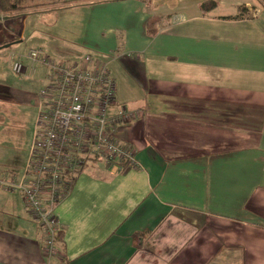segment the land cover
Masks as SVG:
<instances>
[{
    "label": "crops",
    "instance_id": "1",
    "mask_svg": "<svg viewBox=\"0 0 264 264\" xmlns=\"http://www.w3.org/2000/svg\"><path fill=\"white\" fill-rule=\"evenodd\" d=\"M184 1L174 12L163 0H65L35 12L82 16L79 47L121 58L111 74L131 88L118 85L117 103L145 113L121 130L140 169L91 161L56 208L52 264H264V11L247 1L235 3L243 16L211 15L200 4L223 0ZM5 44L0 177L18 178L46 72L13 75L25 52ZM42 243L21 195L0 190V264H43Z\"/></svg>",
    "mask_w": 264,
    "mask_h": 264
},
{
    "label": "built area",
    "instance_id": "2",
    "mask_svg": "<svg viewBox=\"0 0 264 264\" xmlns=\"http://www.w3.org/2000/svg\"><path fill=\"white\" fill-rule=\"evenodd\" d=\"M37 67L46 74L37 97L33 141L21 176H1L0 190L21 195L42 231L43 264H52L61 232L56 208L69 197L76 176L91 161L107 168L140 169L138 149L123 140L121 130L145 113L117 103L116 81L108 64L92 55L60 63L41 48H32L12 63L11 72L30 77Z\"/></svg>",
    "mask_w": 264,
    "mask_h": 264
},
{
    "label": "rangeland",
    "instance_id": "3",
    "mask_svg": "<svg viewBox=\"0 0 264 264\" xmlns=\"http://www.w3.org/2000/svg\"><path fill=\"white\" fill-rule=\"evenodd\" d=\"M185 0L184 2H186ZM205 1V0H201ZM224 5L221 7H212L207 11L208 14H229L237 13L236 2L241 4L249 1L254 5H260L261 10L264 11V0H223ZM33 4L43 3V6L39 10H49L52 6L44 0H34ZM166 8L170 12L178 11L180 9L177 0H163ZM32 4V5H33ZM36 11L30 10L27 12H21L14 15L12 18L6 17L7 15L0 14V19L6 17V19L0 20V47H5V43L13 44L14 50H19L20 53L26 52L28 49L34 47V44L41 43L40 47L45 52V54L60 63H73L80 61L86 55H93L88 50L79 47V36L80 29L84 23L82 16L78 13H73L70 11L62 12L58 17L53 13H44L37 14ZM44 16V17H43ZM52 22V23H51ZM19 37V40L16 39ZM21 39L23 42L21 43ZM17 42V43H16ZM8 46V45H7ZM48 49V51L45 49ZM96 57V56H95ZM8 58V57H7ZM100 59V58H99ZM103 62L105 60L101 59ZM108 64V69L114 72L117 71L116 68H119L121 63L117 59L114 64ZM114 69V70H113ZM112 73V72H111ZM113 74V73H112ZM115 75V74H113ZM121 90L124 92L127 91V88H131L127 83L123 82V79L120 78L115 80ZM116 90V91H117ZM26 131L27 128H24Z\"/></svg>",
    "mask_w": 264,
    "mask_h": 264
},
{
    "label": "trees",
    "instance_id": "4",
    "mask_svg": "<svg viewBox=\"0 0 264 264\" xmlns=\"http://www.w3.org/2000/svg\"><path fill=\"white\" fill-rule=\"evenodd\" d=\"M33 1L34 0H0V14H4V15H7V17H11L18 13L27 12L30 10H34L37 12L39 11V9H41V7L43 6V3L33 4L35 3ZM44 1L48 2L51 5H56L57 7H59V5L65 4V0H44ZM215 5L216 3L213 1H205L200 4V9L201 11L206 12V10L214 7ZM238 11L240 12V16H243L244 11H246V8L244 6H239ZM156 27H157L156 18L153 17L147 22V25H146L147 37H154L157 34Z\"/></svg>",
    "mask_w": 264,
    "mask_h": 264
},
{
    "label": "water",
    "instance_id": "5",
    "mask_svg": "<svg viewBox=\"0 0 264 264\" xmlns=\"http://www.w3.org/2000/svg\"><path fill=\"white\" fill-rule=\"evenodd\" d=\"M1 20V19H0ZM7 47H9V46H5L4 48H7Z\"/></svg>",
    "mask_w": 264,
    "mask_h": 264
}]
</instances>
